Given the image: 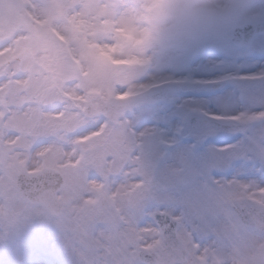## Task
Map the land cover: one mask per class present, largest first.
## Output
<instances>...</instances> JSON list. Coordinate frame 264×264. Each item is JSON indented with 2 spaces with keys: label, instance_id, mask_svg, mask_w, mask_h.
<instances>
[{
  "label": "rangeland",
  "instance_id": "374dc122",
  "mask_svg": "<svg viewBox=\"0 0 264 264\" xmlns=\"http://www.w3.org/2000/svg\"><path fill=\"white\" fill-rule=\"evenodd\" d=\"M254 17L264 18V0H248L242 11L204 37L179 48L150 51L127 74L131 85L146 87L113 114L117 123L123 122L119 131L137 160L135 179L142 184L127 217L133 228L152 229V244L159 239L153 212L174 217L188 251L182 264H264V234L242 227L227 208L229 200L242 197L264 204V117L259 115L264 113V35L249 49L235 50L227 25ZM53 64L50 55L33 65L48 92L59 83ZM212 79H221L222 86L211 89ZM158 87L168 91L166 101L136 99ZM191 116L195 120L190 123ZM149 118L152 124H138ZM58 142L38 138L34 150ZM148 164H153L149 178ZM128 182L115 173L106 191L114 193ZM47 217L42 207L21 197L0 196V264H81L80 250L69 243L66 227ZM101 232H107L105 224L92 229L93 237ZM121 247L120 257L113 258L116 264H140L138 245L122 241ZM93 248V264H106L107 258Z\"/></svg>",
  "mask_w": 264,
  "mask_h": 264
},
{
  "label": "snow or ice",
  "instance_id": "6c2138e0",
  "mask_svg": "<svg viewBox=\"0 0 264 264\" xmlns=\"http://www.w3.org/2000/svg\"><path fill=\"white\" fill-rule=\"evenodd\" d=\"M81 16L75 0H0V196L34 199L53 213L63 210L69 243L87 247L93 218L103 213L100 201L119 197L131 203L142 189L135 179L137 160L119 131L123 122L113 114L146 86L127 80L104 89L89 79L76 47ZM50 55L59 78L52 92L33 68ZM42 137L59 142L34 150ZM115 173L129 182L109 193L107 181ZM120 221L129 245L153 247L151 228H133L124 216Z\"/></svg>",
  "mask_w": 264,
  "mask_h": 264
},
{
  "label": "clouds",
  "instance_id": "9594fccd",
  "mask_svg": "<svg viewBox=\"0 0 264 264\" xmlns=\"http://www.w3.org/2000/svg\"><path fill=\"white\" fill-rule=\"evenodd\" d=\"M248 0H75L83 24L77 32L76 47L90 69L89 79L109 88L127 81V74L144 61L150 51H167L208 35L242 11ZM57 25L64 29L63 22ZM55 42H52L54 47ZM107 53L110 59L101 53ZM111 60L120 63H111ZM103 213L94 216V226L105 224L107 232L93 237L88 246L78 244L81 264H93L95 250L113 260L128 243V229L120 217H127L129 202L117 198L100 201ZM47 218L65 226L63 210L50 212ZM98 241V243H97Z\"/></svg>",
  "mask_w": 264,
  "mask_h": 264
},
{
  "label": "water",
  "instance_id": "95a60500",
  "mask_svg": "<svg viewBox=\"0 0 264 264\" xmlns=\"http://www.w3.org/2000/svg\"><path fill=\"white\" fill-rule=\"evenodd\" d=\"M261 31H264V21L245 22L233 31L231 40L237 44L247 45L253 34ZM160 94V91H155L150 93V97L157 99ZM23 198L32 204L44 206L43 203L34 199ZM229 206L242 224L264 230L263 205L253 201L241 200L230 202ZM154 217L161 234V240L148 251L140 250V260L146 264H174L177 261H184L186 251L184 245L176 237V221L162 213H156Z\"/></svg>",
  "mask_w": 264,
  "mask_h": 264
},
{
  "label": "flooded vegetation",
  "instance_id": "af4514ba",
  "mask_svg": "<svg viewBox=\"0 0 264 264\" xmlns=\"http://www.w3.org/2000/svg\"><path fill=\"white\" fill-rule=\"evenodd\" d=\"M234 24H235L234 22H228V23H227V25H228V26H231V27H232ZM231 27H230V28H231Z\"/></svg>",
  "mask_w": 264,
  "mask_h": 264
},
{
  "label": "bare ground",
  "instance_id": "6f19581e",
  "mask_svg": "<svg viewBox=\"0 0 264 264\" xmlns=\"http://www.w3.org/2000/svg\"><path fill=\"white\" fill-rule=\"evenodd\" d=\"M140 98H141V99H144V98H146V96L144 95V96H141Z\"/></svg>",
  "mask_w": 264,
  "mask_h": 264
}]
</instances>
